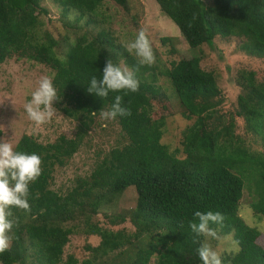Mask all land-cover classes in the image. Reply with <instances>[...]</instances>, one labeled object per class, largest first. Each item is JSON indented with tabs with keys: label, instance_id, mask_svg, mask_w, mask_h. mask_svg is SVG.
<instances>
[{
	"label": "trees",
	"instance_id": "16d2710c",
	"mask_svg": "<svg viewBox=\"0 0 264 264\" xmlns=\"http://www.w3.org/2000/svg\"><path fill=\"white\" fill-rule=\"evenodd\" d=\"M104 1L55 0L63 16L75 11L77 20L95 14ZM112 1L124 8L128 0ZM154 1L189 48L206 45L214 49L217 37L237 38L246 55L264 59V0ZM41 2L0 0V64L14 57L49 68L59 99L55 106L76 123V132L73 138L61 135L49 144L23 135L15 145L17 152L38 154L42 172L29 184L31 211L9 209L14 221L9 233L12 240L0 253V263L152 264L154 258L153 264H202L197 249L205 237L197 236L189 225L198 222L196 211H218L224 222L210 227L230 235L238 246L236 254L222 258V264H264V248L256 242L260 232L238 215L245 178H253L256 199L251 209L264 217V152L246 148L233 135L231 124L208 128L206 118L216 109L213 98L218 86L215 75L201 69L200 57L173 62L160 72L171 82L184 119L195 118L183 134V156L179 157L180 150L170 153L161 143L164 119H152L148 92H155L152 86L158 74L154 67L140 65L103 29L71 44L67 36L57 40L46 31L41 34L40 17L48 15ZM107 58L135 73L138 91L109 92L106 98L88 93L92 77L102 78ZM236 84L241 89L236 116L244 121L247 132L264 143V78L258 81L253 71H241ZM116 95L123 97L122 105L131 112L114 119L126 140L111 148L90 177L77 179L66 194L50 189L55 167H64L78 152L95 119L102 110L111 109ZM129 187L137 195L135 208L128 214L133 233L91 221L102 203L119 198ZM107 218L112 226L125 221L122 215ZM79 225L99 242L85 246V259L64 257V248Z\"/></svg>",
	"mask_w": 264,
	"mask_h": 264
},
{
	"label": "rangeland",
	"instance_id": "374dc122",
	"mask_svg": "<svg viewBox=\"0 0 264 264\" xmlns=\"http://www.w3.org/2000/svg\"><path fill=\"white\" fill-rule=\"evenodd\" d=\"M40 5L48 10L47 16L40 17L43 22L40 33L46 31L57 40L67 36L68 44L81 36L90 39L91 34L103 29L109 31L126 48L141 29L146 31L156 58L151 66L158 74L157 82L152 86L155 92H148L153 106L152 119H164L161 143L167 146L170 153L180 150L178 156H183V134L195 118L184 119V110L176 98L171 82L160 72L169 69L173 62L196 56L200 57L201 69L215 75L218 86V93L213 98V102L217 104L216 109L206 118L208 128L231 124L233 135L241 138L246 148L254 152H264V143L260 137L247 132L244 121L236 116L237 97L241 93L236 84L238 73L253 71L258 81L264 78V59L250 57L241 51V40L217 37L214 40V49L206 45L191 49L177 26L160 12L154 0H128L124 8L112 0H105L95 14L78 20V13L75 11L63 16L55 0H42ZM88 20L93 23H87ZM129 53L138 60L134 52ZM121 65L125 66L122 62ZM52 73L49 68L27 59L13 57L0 64V142L8 141L15 148L23 135L32 136L42 144L53 143L61 135L74 137L76 123L56 108L55 101L53 107L57 112L44 124L37 125L31 121L25 111L24 106L31 100V93L38 86L39 80L44 76H52ZM95 122L78 152L64 167H55L50 189L66 194L75 186L77 179L90 177L96 164L111 148L126 140L114 120H104L99 116ZM255 180L245 178L238 215L249 227L260 232L256 242L264 248V217L256 215L251 209V203L256 199ZM136 196L134 187L125 189L119 198L102 203L96 213L91 215V221L114 231L124 229L133 233L134 227L128 214L135 208ZM116 215L124 216L125 221L112 226L107 217ZM216 231L219 239L205 238L204 242L211 243L221 253V259L236 254L238 246L231 236L221 235ZM98 242L99 238L86 235L79 225L77 233L70 236L69 243L64 248V257L71 254L78 260L85 259L88 257L85 246H96ZM154 261L153 258L151 263Z\"/></svg>",
	"mask_w": 264,
	"mask_h": 264
},
{
	"label": "clouds",
	"instance_id": "9594fccd",
	"mask_svg": "<svg viewBox=\"0 0 264 264\" xmlns=\"http://www.w3.org/2000/svg\"><path fill=\"white\" fill-rule=\"evenodd\" d=\"M129 52H134L140 65L151 66L155 63V54L151 41L145 30L141 29L135 40L126 45ZM53 76L42 77L36 89L31 93V100L24 108L29 119L37 125L48 122L57 109L53 102L57 98V90L53 85ZM127 90L136 92L139 90V81L135 73L126 66L114 63L106 59L101 79L92 77L87 88L88 93H93L100 98H106L109 92ZM123 97L116 95L110 110L101 111L100 116L104 120H114L117 116H128L131 112L122 105ZM42 159L38 154H27L14 150L12 143L0 142V253L10 246L11 232L14 221L10 219L11 207H16L25 212H30L29 184L41 175ZM194 216L198 222H191L189 227L197 236L208 239H219L218 232L210 227V224L222 225L224 215L220 212L208 211L206 213L196 211ZM238 250V249H237ZM202 264H222L221 253L213 248L211 243L204 242L197 249Z\"/></svg>",
	"mask_w": 264,
	"mask_h": 264
}]
</instances>
